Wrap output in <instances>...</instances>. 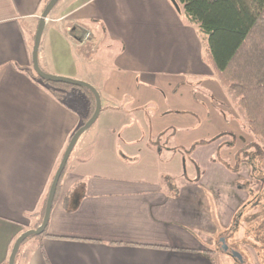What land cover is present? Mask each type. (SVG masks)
<instances>
[{
	"label": "crops",
	"instance_id": "crops-1",
	"mask_svg": "<svg viewBox=\"0 0 264 264\" xmlns=\"http://www.w3.org/2000/svg\"><path fill=\"white\" fill-rule=\"evenodd\" d=\"M44 2L0 0V264L41 221L61 156L89 113L86 92L70 89L62 103L34 75ZM206 45L178 0L59 1L40 68L94 86L102 110L72 151L44 234L20 246L15 264H214L217 217L199 208L202 175L181 182L190 167L182 148L195 146L204 123L196 127L200 111L171 90L199 78L220 90Z\"/></svg>",
	"mask_w": 264,
	"mask_h": 264
},
{
	"label": "rangeland",
	"instance_id": "rangeland-1",
	"mask_svg": "<svg viewBox=\"0 0 264 264\" xmlns=\"http://www.w3.org/2000/svg\"><path fill=\"white\" fill-rule=\"evenodd\" d=\"M193 80L182 81L171 89L185 96V106L200 111L199 118L193 115L195 126L204 123L194 136L195 146L182 148L190 152L186 155L187 165L193 172L190 174L188 167L189 173L181 182L186 183L192 175L196 177L192 183H198V176L202 175L199 208L202 214L208 209L215 210L217 217L216 244L213 246L218 254L212 258L214 264H264V138L250 129L238 97L221 84L218 77L216 84L220 90L211 83H202L200 78ZM184 92H191V96ZM219 121L224 127L206 132L205 126L218 125ZM187 128L184 129L187 131ZM203 140L209 143L202 144ZM200 152L202 159L207 156L209 160L195 161L194 156ZM211 226L212 223L209 226L205 222L200 234H205ZM222 238L225 239L223 248ZM231 252L239 253L243 260Z\"/></svg>",
	"mask_w": 264,
	"mask_h": 264
},
{
	"label": "trees",
	"instance_id": "trees-1",
	"mask_svg": "<svg viewBox=\"0 0 264 264\" xmlns=\"http://www.w3.org/2000/svg\"><path fill=\"white\" fill-rule=\"evenodd\" d=\"M49 1L45 0L43 10ZM178 1L189 22L198 27L206 36L207 61L214 69L218 80L238 97L250 129L264 138V0ZM34 75L45 83L51 95L62 103L67 101L70 89L86 92L90 97L89 113L79 127L92 117L96 109V99L90 90L45 81L37 74L34 73ZM47 198L48 193L44 198L41 221L34 229H37L43 222Z\"/></svg>",
	"mask_w": 264,
	"mask_h": 264
},
{
	"label": "water",
	"instance_id": "water-1",
	"mask_svg": "<svg viewBox=\"0 0 264 264\" xmlns=\"http://www.w3.org/2000/svg\"><path fill=\"white\" fill-rule=\"evenodd\" d=\"M59 0H50L49 3L46 5L45 9L42 12L41 18H40V22L39 25L37 27V31L35 34V38H34V45H33V50H32V65H33V69L35 71V73L39 76L40 79L45 80V81H49V82H54V83H63V84H68V85H72L75 87H83L86 88L88 90H90L96 99V109L92 115V117L83 125L81 126L72 136L64 154L63 157L61 159V162L57 168V171L55 173V176L53 178V181L51 183L49 192H48V198H47V203H46V207H45V214H44V218H43V222L42 224L37 228V229H31L28 230L26 232H24L15 242L13 249H12V253L10 255L9 258V264H15V258L16 255L20 249V246L22 245V243L29 238L30 236H39L42 235L49 223V219H50V214L52 211V206H53V202L55 199V195L57 192V188L60 182V179L66 169L67 163L69 161V158L72 154V151L74 150L79 138L87 131L89 130L94 123L97 121L101 110H102V101H101V97L100 94L98 93V91L96 90V88L94 86H92L91 84L84 82V81H79V80H75L72 78H66V77H62V76H55V75H50L45 73L39 65V59H38V54H39V47H40V42H41V38H42V34L43 31L45 29V25H46V19L48 18V16L50 15L51 11L53 10V8L55 7V5L58 3ZM221 247H224V243H225V239L222 238L221 239ZM232 255L240 260H243L242 256L237 253V252H233Z\"/></svg>",
	"mask_w": 264,
	"mask_h": 264
},
{
	"label": "flooded vegetation",
	"instance_id": "flooded-vegetation-1",
	"mask_svg": "<svg viewBox=\"0 0 264 264\" xmlns=\"http://www.w3.org/2000/svg\"><path fill=\"white\" fill-rule=\"evenodd\" d=\"M223 248V247H222ZM230 254V253H229ZM231 254H232V252H231Z\"/></svg>",
	"mask_w": 264,
	"mask_h": 264
}]
</instances>
